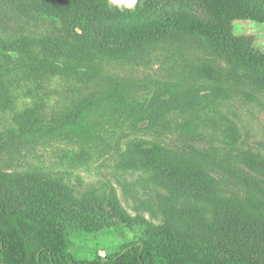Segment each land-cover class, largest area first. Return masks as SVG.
Returning a JSON list of instances; mask_svg holds the SVG:
<instances>
[{"label":"rangeland","instance_id":"rangeland-1","mask_svg":"<svg viewBox=\"0 0 264 264\" xmlns=\"http://www.w3.org/2000/svg\"><path fill=\"white\" fill-rule=\"evenodd\" d=\"M7 12L8 38L14 28L52 32L49 21L26 22L12 7ZM235 30L252 35L264 52V23L238 22ZM6 37L0 27L6 205L60 191L84 202L89 208L67 228L70 250L81 259L139 240L151 226L160 236L189 237L211 259L264 255L263 83L210 56L193 35L147 43L124 59L65 65L54 57L47 67L18 66L17 53L1 42ZM102 88L113 94L92 95L69 125L29 123L48 121Z\"/></svg>","mask_w":264,"mask_h":264},{"label":"trees","instance_id":"trees-1","mask_svg":"<svg viewBox=\"0 0 264 264\" xmlns=\"http://www.w3.org/2000/svg\"><path fill=\"white\" fill-rule=\"evenodd\" d=\"M9 7L26 22L49 21L52 32L26 34L14 28L8 38L10 28L5 29V19ZM250 21L264 23V0H138L134 10L99 0H11L0 5V27L7 32L1 42L10 44L17 53L21 62L18 66L47 67L54 57L61 58L65 65L79 60L95 64L103 57L124 59L147 43L178 41L193 35L210 56L246 70L264 84V52L256 47L252 35L235 30L236 23ZM66 68L60 73H67ZM89 93V97L48 121L30 117L29 123L35 128L43 123L51 127L69 125L86 112L92 95L113 94L107 88ZM0 198V264H264V255L231 253L211 259L202 255L200 245L189 237L160 236L158 228L152 226L139 240L104 256L81 259L70 250L72 240L67 228L78 212L89 208L84 202L64 191L21 196V202L9 205L2 193ZM91 211L101 215L96 206Z\"/></svg>","mask_w":264,"mask_h":264},{"label":"clouds","instance_id":"clouds-1","mask_svg":"<svg viewBox=\"0 0 264 264\" xmlns=\"http://www.w3.org/2000/svg\"><path fill=\"white\" fill-rule=\"evenodd\" d=\"M109 2L112 5L123 6L129 10H134L138 3V0H109Z\"/></svg>","mask_w":264,"mask_h":264}]
</instances>
